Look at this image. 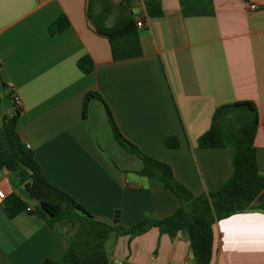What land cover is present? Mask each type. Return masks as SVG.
<instances>
[{
  "label": "crops",
  "instance_id": "1",
  "mask_svg": "<svg viewBox=\"0 0 264 264\" xmlns=\"http://www.w3.org/2000/svg\"><path fill=\"white\" fill-rule=\"evenodd\" d=\"M110 0L106 25L134 15L142 52L114 59L109 39L90 16L101 0H0V81L20 99L17 129L45 176L97 220L123 226L147 215L162 219L180 202L164 184L137 172L142 160L116 141L105 104L122 133L145 154L171 166L194 196L224 184L233 172L230 148L198 140L220 105L251 100L260 123L255 138L264 177V0H160L163 15L149 16L143 0ZM254 6V7H252ZM61 15L69 26L51 34ZM89 56L92 71L78 60ZM11 111V112H12ZM176 136L177 148L165 138ZM15 175L10 179L11 175ZM6 196L28 200L16 173H1ZM32 209L36 201L29 202ZM211 264H264V211L245 210L213 225ZM112 264H196L188 234L158 227L136 235L112 233L105 244ZM68 237L39 215L8 217L0 202V264L62 263Z\"/></svg>",
  "mask_w": 264,
  "mask_h": 264
},
{
  "label": "trees",
  "instance_id": "2",
  "mask_svg": "<svg viewBox=\"0 0 264 264\" xmlns=\"http://www.w3.org/2000/svg\"><path fill=\"white\" fill-rule=\"evenodd\" d=\"M143 1L149 16L163 15L160 0ZM129 2L130 0H122L121 4ZM101 3L102 11L90 18L96 31L109 39L114 59L140 55L142 49L134 15L131 13L120 16L112 26H107L105 22L111 13V2L101 0ZM68 26V18L61 15L50 25L49 31L55 34ZM78 66L88 73L93 69V62L89 56H84L78 60ZM91 98L104 102L108 121L118 144L142 160L143 167L137 173L160 180L178 198L180 207L168 217L158 219L147 215L128 227L121 224L118 210L112 224L97 220L72 195L45 176L35 153L20 138L17 121L21 108L14 102L15 109L9 116H3L0 128V170L7 169L16 173L28 199L36 201V206L32 209L28 200L13 192L3 199L2 207L10 218L24 211L37 214L68 237L63 262L47 258L41 264H112L105 247L112 233L136 236L151 227H158L160 233L171 237L179 231H185L196 264H211L214 223L245 210L264 211V177L259 174L255 145L260 115L254 101L226 103L214 111L211 126L200 136L198 143L202 147L230 148L233 172L217 189L194 196L175 178L170 165L145 154L122 133L110 106L99 93L86 94L85 111ZM165 144L167 147L177 148L180 141L176 136H167Z\"/></svg>",
  "mask_w": 264,
  "mask_h": 264
},
{
  "label": "rangeland",
  "instance_id": "3",
  "mask_svg": "<svg viewBox=\"0 0 264 264\" xmlns=\"http://www.w3.org/2000/svg\"><path fill=\"white\" fill-rule=\"evenodd\" d=\"M0 99H1V104H0V128H1L3 123V116L4 115L9 116L13 108L11 94H9V92L6 91L5 88L3 89V85L1 81H0ZM14 177L15 175L13 174L10 176V179H13ZM23 189L24 192H26L25 188ZM28 201L34 202V200H30V199H28Z\"/></svg>",
  "mask_w": 264,
  "mask_h": 264
},
{
  "label": "built area",
  "instance_id": "4",
  "mask_svg": "<svg viewBox=\"0 0 264 264\" xmlns=\"http://www.w3.org/2000/svg\"><path fill=\"white\" fill-rule=\"evenodd\" d=\"M254 7V6H252ZM136 25L138 28H143L145 23L142 19H139L137 22H136ZM14 102L16 104V106H20L21 105V102H20V99L18 97H14ZM7 169H2L0 170V176H1V173L6 171ZM6 197V193L4 192L3 188H2V185H1V182H0V202L3 201V199Z\"/></svg>",
  "mask_w": 264,
  "mask_h": 264
}]
</instances>
